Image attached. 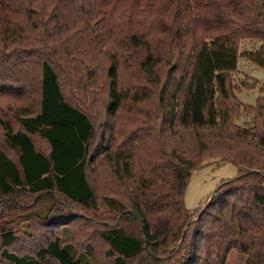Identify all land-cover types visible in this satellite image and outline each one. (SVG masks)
Instances as JSON below:
<instances>
[{
	"label": "trees",
	"instance_id": "trees-1",
	"mask_svg": "<svg viewBox=\"0 0 264 264\" xmlns=\"http://www.w3.org/2000/svg\"><path fill=\"white\" fill-rule=\"evenodd\" d=\"M239 57L264 69V0H0V258L99 264L78 206L113 264H264V86L238 99ZM218 161L238 175L191 211ZM19 210L54 229L33 252L10 250Z\"/></svg>",
	"mask_w": 264,
	"mask_h": 264
},
{
	"label": "rangeland",
	"instance_id": "rangeland-1",
	"mask_svg": "<svg viewBox=\"0 0 264 264\" xmlns=\"http://www.w3.org/2000/svg\"><path fill=\"white\" fill-rule=\"evenodd\" d=\"M258 47V43H251L245 41L241 44L240 51L242 50H252ZM166 68H163L162 74L166 76ZM163 75V76H164ZM230 79L235 87L238 84H245L248 87H240L235 90L238 99L243 104L254 105L260 96L261 89L264 86V69L243 57H239L237 69L229 74ZM136 74L133 69L123 72L124 82H131ZM253 87H250L252 86ZM243 116L237 120L240 125L250 127L253 125V117L251 115L242 114ZM34 142L38 148L44 152H48L47 145L44 140H41L38 136H33ZM4 142V138L0 132V142ZM11 153V151H9ZM238 175V169L232 162L218 161L212 162L209 165L203 166L192 172L186 194H185V204L188 209L194 211L198 209L204 202L212 195L215 189L223 180L233 179ZM24 195L20 197L22 202L35 203L36 195H32L28 192H23ZM21 204V202H20ZM41 204L38 203V205ZM80 217L75 220L74 228L76 230V242L84 244L86 242H91L95 248L96 256L98 258L99 264H113L112 258L107 257L106 252L108 250V245L101 240L97 233L96 223L87 222L85 218L91 217L87 214L85 209L76 207ZM1 212V209H0ZM19 217L17 218L16 230L18 232V239L14 246H10V250L23 253V252H33L41 244L53 234L54 229L49 228L40 223L37 219H29L26 221V212L23 210L18 211ZM4 220L0 219V224ZM3 226V225H2ZM1 245V242H0ZM242 259V254L237 250H232L228 257L226 264H240ZM0 264H8L4 258H0Z\"/></svg>",
	"mask_w": 264,
	"mask_h": 264
}]
</instances>
